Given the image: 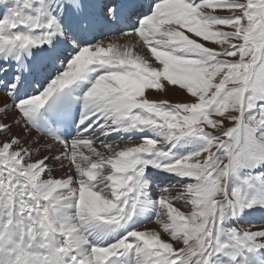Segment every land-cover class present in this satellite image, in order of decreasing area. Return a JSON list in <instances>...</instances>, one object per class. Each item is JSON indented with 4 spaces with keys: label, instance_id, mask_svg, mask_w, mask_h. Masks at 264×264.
Returning <instances> with one entry per match:
<instances>
[{
    "label": "snow or ice",
    "instance_id": "1",
    "mask_svg": "<svg viewBox=\"0 0 264 264\" xmlns=\"http://www.w3.org/2000/svg\"><path fill=\"white\" fill-rule=\"evenodd\" d=\"M0 264H264V0H0Z\"/></svg>",
    "mask_w": 264,
    "mask_h": 264
},
{
    "label": "bare ground",
    "instance_id": "2",
    "mask_svg": "<svg viewBox=\"0 0 264 264\" xmlns=\"http://www.w3.org/2000/svg\"><path fill=\"white\" fill-rule=\"evenodd\" d=\"M153 225H149V227H152Z\"/></svg>",
    "mask_w": 264,
    "mask_h": 264
}]
</instances>
